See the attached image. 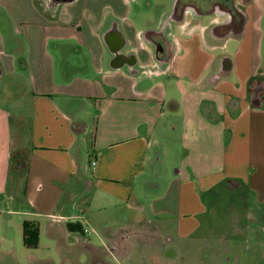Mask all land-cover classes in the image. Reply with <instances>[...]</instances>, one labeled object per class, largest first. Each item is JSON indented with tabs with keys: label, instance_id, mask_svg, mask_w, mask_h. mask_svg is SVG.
<instances>
[{
	"label": "crops",
	"instance_id": "1",
	"mask_svg": "<svg viewBox=\"0 0 264 264\" xmlns=\"http://www.w3.org/2000/svg\"><path fill=\"white\" fill-rule=\"evenodd\" d=\"M176 1L152 12L140 0H0V78L13 75L0 87V200L22 237L31 222L60 240L116 207L135 213L130 225L170 221L156 217L175 204L142 201L163 191L151 177L162 130L182 152L170 181L182 231L221 184L264 207V1L223 41L218 18L176 20Z\"/></svg>",
	"mask_w": 264,
	"mask_h": 264
},
{
	"label": "rangeland",
	"instance_id": "2",
	"mask_svg": "<svg viewBox=\"0 0 264 264\" xmlns=\"http://www.w3.org/2000/svg\"><path fill=\"white\" fill-rule=\"evenodd\" d=\"M167 1L140 3L146 10L151 5L150 10L157 12ZM3 15L0 9V17ZM12 78V74L0 78V87L3 83L10 86ZM158 141L155 150L161 153V163L156 164L159 173L151 177L161 181L163 191L148 195L143 192L142 201L152 206L156 205L155 199H162L165 206L175 204L170 215H154L159 220L168 218L169 224L153 221L152 225H130L135 213L116 207L118 211H109L101 219L96 217L102 220L98 225L83 222L90 236L66 232L56 240L45 230L38 248L28 249L23 243V223L6 196L0 200V264H264V207L246 188L232 191L225 184L218 185L203 200L206 212L193 217L194 231L180 229V196L170 181L181 168L176 164L182 152L171 131L162 130ZM81 216L86 219V214Z\"/></svg>",
	"mask_w": 264,
	"mask_h": 264
},
{
	"label": "flooded vegetation",
	"instance_id": "3",
	"mask_svg": "<svg viewBox=\"0 0 264 264\" xmlns=\"http://www.w3.org/2000/svg\"><path fill=\"white\" fill-rule=\"evenodd\" d=\"M50 1L54 2L56 0ZM252 1L177 0L174 7V17L176 20H189L192 28L205 18H218L211 27V35L218 41H223L230 37H239L243 34L247 21L245 7ZM255 83L257 84V82ZM256 84L254 99H264V84Z\"/></svg>",
	"mask_w": 264,
	"mask_h": 264
},
{
	"label": "trees",
	"instance_id": "4",
	"mask_svg": "<svg viewBox=\"0 0 264 264\" xmlns=\"http://www.w3.org/2000/svg\"><path fill=\"white\" fill-rule=\"evenodd\" d=\"M68 229L71 232L84 234L83 227L80 224H69ZM39 228L36 224L25 222L23 226V243L28 249H37L39 245Z\"/></svg>",
	"mask_w": 264,
	"mask_h": 264
},
{
	"label": "built area",
	"instance_id": "5",
	"mask_svg": "<svg viewBox=\"0 0 264 264\" xmlns=\"http://www.w3.org/2000/svg\"><path fill=\"white\" fill-rule=\"evenodd\" d=\"M92 164H93V166L96 165L95 162H93ZM83 232H84V235H88V236H90L91 231H89L88 229H83Z\"/></svg>",
	"mask_w": 264,
	"mask_h": 264
},
{
	"label": "water",
	"instance_id": "6",
	"mask_svg": "<svg viewBox=\"0 0 264 264\" xmlns=\"http://www.w3.org/2000/svg\"><path fill=\"white\" fill-rule=\"evenodd\" d=\"M257 101V100H256Z\"/></svg>",
	"mask_w": 264,
	"mask_h": 264
}]
</instances>
